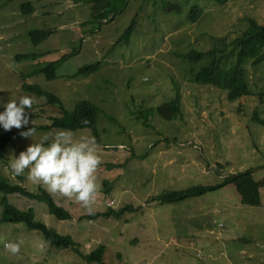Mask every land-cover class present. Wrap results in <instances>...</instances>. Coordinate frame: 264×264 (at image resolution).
Here are the masks:
<instances>
[{
  "label": "rangeland",
  "instance_id": "rangeland-1",
  "mask_svg": "<svg viewBox=\"0 0 264 264\" xmlns=\"http://www.w3.org/2000/svg\"><path fill=\"white\" fill-rule=\"evenodd\" d=\"M165 1L177 3L180 11H165ZM26 2L31 12L24 9ZM191 8L199 13L194 22ZM91 12V3L72 0H0V112L21 96L36 101L30 115L35 135H20L31 123L11 129L1 174L37 190L42 185L29 181L27 170L15 176L10 162L42 137H49L47 146L57 132L70 130L45 127L62 107L22 88L27 83L55 93L64 109L72 110L81 99L97 104L96 129L71 131L77 140L94 139L102 158L95 216L56 196L71 214L59 219L43 202L0 191V214L6 196L73 237L72 246L57 247L22 221L1 220L0 264H264V185L257 205L243 203L233 183L174 202L154 198L164 191L215 184L246 167H253L255 179L264 177V125L254 119L264 118V61L247 63L250 92L229 100L225 89L195 81V65L181 57L191 46L211 47V40H203L209 35H239L248 16L264 23V0H128L122 11L101 22ZM130 25L128 38L120 39ZM33 28L47 31L46 36L34 42L28 33ZM28 52L32 55L16 56ZM55 59L60 60L55 77L35 71ZM95 61L96 70L78 72ZM177 95L181 108L169 119L157 107ZM146 108L148 124L133 113ZM105 198L123 211L117 216L108 212ZM21 241L19 254L6 251V243ZM98 246L101 260L87 261L85 255Z\"/></svg>",
  "mask_w": 264,
  "mask_h": 264
},
{
  "label": "trees",
  "instance_id": "trees-1",
  "mask_svg": "<svg viewBox=\"0 0 264 264\" xmlns=\"http://www.w3.org/2000/svg\"><path fill=\"white\" fill-rule=\"evenodd\" d=\"M77 3H88L93 7V19H97L101 22L108 17H112L114 14L120 12L125 7L128 0H73ZM218 3H224L226 0H214ZM24 4V9L31 11L32 7L29 3ZM163 9L165 11L179 12L180 6L177 3L171 1H165L163 3ZM196 8H191L189 11L190 21H194V17L197 15ZM247 27L234 37L228 38L226 35H218L204 37V41L211 40L213 44L209 48L204 46L190 47L184 52H181L183 60L195 65L192 69L191 76L197 81L208 85H215L226 90V97L229 100H234L242 95H246L250 92L249 84L246 80L245 66L251 61L252 64L260 63L264 61V23L257 21L251 16L247 17ZM132 31L131 25L128 26L120 39L128 38ZM28 33L31 35L34 42H39L46 36L47 31L38 28L30 29ZM220 43V44H219ZM219 44V45H218ZM32 55V54H30ZM17 57L28 56L25 53L16 54ZM199 61H202L199 63ZM60 60H49L46 63L35 69V71H42L48 78L56 76V67ZM97 67V61L89 64H85L78 69V72L86 73ZM22 88L29 92H35L37 94H44L48 97V100L54 101L61 100L52 93L41 88L40 85L23 84ZM180 95H177L163 104L159 105L158 111L163 113L169 119L175 118L180 111ZM99 107L93 101L89 99L79 100L72 110L64 109L63 113L59 117H54L52 124L62 128L76 129L81 127H91L93 131L96 128L97 113ZM136 118H141L146 124L150 123L148 114L149 109L133 111ZM87 119L89 123L87 125L81 123L82 120ZM254 119L260 124L264 125V118L254 115ZM23 129L22 131H25ZM12 130L5 131L3 127H0V158H4V148L8 143ZM10 167V166H9ZM21 178V176H18ZM227 183H233L240 195V199L243 203L249 205H257L260 203V186L264 185L263 179H255L252 175V168H243L224 175L221 180L215 184H198L192 185L187 188L173 189L164 191L154 198H158L161 202H174L181 199H185L189 196L200 195L208 190H212L221 187ZM108 190V185L106 191ZM0 191L4 193L18 192L29 198L42 201L46 204V208L49 213L55 215L60 219H69L71 214L68 209L59 205L48 191L39 187L37 190H29L23 186L20 182H10V180L3 176L0 172ZM2 209L0 214V221H22L30 229H36L40 232L42 238L49 243L57 247H67L73 245V237L69 233H61L54 227L47 225L41 219L35 218V213L32 207L26 209L20 208L15 204L9 202L6 196L1 199ZM123 208L115 210L110 208V212L117 216L123 211ZM89 214L88 216H95ZM103 255V248L98 246L96 249L91 250L85 255L87 261L101 260Z\"/></svg>",
  "mask_w": 264,
  "mask_h": 264
},
{
  "label": "clouds",
  "instance_id": "clouds-1",
  "mask_svg": "<svg viewBox=\"0 0 264 264\" xmlns=\"http://www.w3.org/2000/svg\"><path fill=\"white\" fill-rule=\"evenodd\" d=\"M198 15L199 13H197V15L194 17V21L198 18ZM30 54V52L25 53V55L28 56ZM96 68L86 72V74L96 70ZM34 73L36 72H32L29 75ZM35 84L37 83H30L29 85ZM46 91L59 98L55 93L49 90ZM37 95L47 97L44 94ZM35 102V99L29 96H21L19 100L7 102L4 106L5 110L0 112V125H2L5 131H10L13 128L21 129L31 123L33 127L29 126L24 128L26 130L22 131L20 135L23 138H32L35 135L36 128L35 121L30 119V115L32 112L31 109ZM51 102L59 104L62 107V110H64L63 103L61 104L59 100H54ZM26 109L29 111L26 112ZM61 115H52L50 117V122L45 124V127H58L53 125L52 121L54 117H59ZM81 123L87 125L89 121L84 119L81 121ZM88 128L93 130L91 127ZM71 130L72 129L57 132L55 137L50 143L47 144V146L45 145V142L49 141L48 136L42 137V140L39 143H31L26 148V150L21 151L19 155L10 162L9 168L12 170L15 176H21L27 170V179L32 183L41 184L42 186L40 187L45 188L48 193L53 196L54 200L56 196L66 198L68 200L74 201L77 204H80L87 210L88 214H94V205L96 204L99 193V185L97 184L96 174L100 165L102 164V158L97 151L94 139L89 137H81L79 140H77L74 138V134ZM251 168L253 170V167ZM104 200L106 206L109 209L113 208L111 206L114 204V199L105 198ZM108 212H110V210ZM21 243L22 241L16 243L8 242L4 245V247L7 252H10L12 255H17L20 253Z\"/></svg>",
  "mask_w": 264,
  "mask_h": 264
},
{
  "label": "crops",
  "instance_id": "crops-1",
  "mask_svg": "<svg viewBox=\"0 0 264 264\" xmlns=\"http://www.w3.org/2000/svg\"><path fill=\"white\" fill-rule=\"evenodd\" d=\"M198 229H203V230H204L205 228H204V227H200V228H198ZM206 230H208V229H206ZM208 231L211 232L212 229H209ZM222 234H223V233H222ZM224 235H226V234H224ZM226 236H228V235H226Z\"/></svg>",
  "mask_w": 264,
  "mask_h": 264
}]
</instances>
